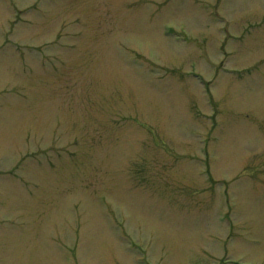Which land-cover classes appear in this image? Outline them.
<instances>
[{
	"label": "rangeland",
	"instance_id": "374dc122",
	"mask_svg": "<svg viewBox=\"0 0 264 264\" xmlns=\"http://www.w3.org/2000/svg\"><path fill=\"white\" fill-rule=\"evenodd\" d=\"M0 264H264V0H0Z\"/></svg>",
	"mask_w": 264,
	"mask_h": 264
}]
</instances>
